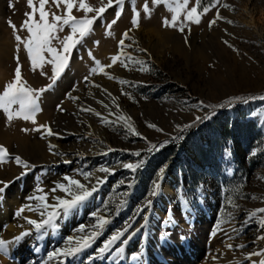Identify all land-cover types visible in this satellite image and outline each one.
Wrapping results in <instances>:
<instances>
[{
  "label": "rangeland",
  "instance_id": "rangeland-1",
  "mask_svg": "<svg viewBox=\"0 0 264 264\" xmlns=\"http://www.w3.org/2000/svg\"><path fill=\"white\" fill-rule=\"evenodd\" d=\"M204 1L208 3V0ZM86 2L94 7L102 6L101 0ZM144 2L125 0L123 5L109 8L103 19L95 23L94 31L71 54L68 67L52 87L54 89L63 80L60 83L61 94L48 97L46 94L52 92L51 88L40 98L42 111L39 114L43 113L45 117L42 125H49L57 133L61 128L79 130L82 123H87L92 125L90 129L93 132H97L95 141L113 149V157L105 167L116 172L115 177L100 193L90 198V213L100 210L99 215L105 214V204L114 213L115 203L126 199L127 204L119 215L112 216L116 220L109 234L123 228L137 206L145 201L153 181L159 180L158 170L166 166L149 218V223H154L156 229L154 239L158 241L159 249L163 250L159 235L162 230H168L169 225L162 221L171 217L179 224L174 239L178 247L177 255L181 257L179 264H230L236 260L243 264H252L253 261L259 264L261 256L245 260V255L264 250V239H258L264 236V227L260 224L264 214L255 216L250 222L245 221L254 210L264 208V99L259 98L264 96V0H220L219 13L224 19L217 20L209 28L208 22L216 17L217 9L213 8L198 25H188L184 32L162 25L164 17L171 19V12L165 4L153 7L148 0L151 10L148 17L143 11ZM103 3L107 4V0ZM194 3L195 0H192L189 7ZM10 4L13 6L10 7ZM223 4H228L230 8L222 7ZM133 8L140 12L138 28H133L131 24ZM117 10H122L123 14L113 25L112 35L106 36V24L115 18ZM30 11L27 0H0V30L12 29L8 21L22 24L26 19L25 13ZM248 13L256 21L260 34L250 26ZM73 15L80 18L84 13L73 9ZM88 15L91 17L95 13ZM228 20L233 23H227ZM128 29H131L129 36L132 40H126L125 44L132 46L124 51L145 62L147 70H141L140 65H130L126 69L116 63L106 68L109 73L105 83L84 86L87 83L84 77L93 75H90V69L96 67L92 59L84 62V58H89V50L95 58H103L102 66L112 63L110 57L117 54L118 41ZM69 33L70 29L65 28L59 36L63 38ZM185 37L188 43H185ZM94 41H100L99 46ZM224 41L233 47H228ZM53 44L61 47L56 41ZM138 48L146 49V52L137 51ZM120 79L128 84L121 85L118 82ZM102 89H107L111 97ZM122 92L127 95H122ZM69 95L78 99H69ZM96 96H117L121 115L131 118L132 127L139 135L128 132L123 121L114 119L116 123L109 121L102 124L92 120L88 112L79 111V105L88 104L90 98L97 99ZM233 96L255 98L215 110L216 114L211 119L197 123L184 132L179 131L177 126L192 124L195 117H203L208 112V109L197 110L192 105L201 101L206 105L220 104ZM48 100L50 108H46ZM58 104L64 112L56 110ZM101 113L112 118L107 109ZM3 117L5 114L0 111V121ZM149 124L162 131L148 127ZM15 135L16 131L10 126L6 131L10 142L3 146L13 157L18 155L29 163L31 157L21 152L20 141L39 142L43 138L36 131L30 137L17 134L18 141ZM176 136L183 139H173ZM164 141L168 143L159 147ZM153 144L158 149L149 153L148 148ZM225 149L230 151V156L226 157ZM135 152H141V157L134 156L132 153ZM139 159L146 160V163L134 174L120 167L121 163H136ZM78 160L83 164L86 159L81 157ZM81 179V183L85 184L84 177ZM121 180L125 181L124 185L120 184ZM129 182H134V187L128 197H123L121 193L127 190ZM167 198L168 201L165 200ZM158 200L166 201L161 208L155 206ZM141 222L142 219L137 223ZM214 228L217 234L211 236ZM181 235L186 239L181 240ZM228 244L233 245V250L226 247ZM238 245L245 247H236ZM159 255L155 253L154 256L159 259ZM6 261L12 263L7 258ZM134 263L137 264L136 261Z\"/></svg>",
  "mask_w": 264,
  "mask_h": 264
},
{
  "label": "snow or ice",
  "instance_id": "snow-or-ice-1",
  "mask_svg": "<svg viewBox=\"0 0 264 264\" xmlns=\"http://www.w3.org/2000/svg\"><path fill=\"white\" fill-rule=\"evenodd\" d=\"M38 2V7H37ZM27 0V5L30 12L25 13L26 19L22 22L21 27L18 29L15 24L11 21H8L9 26L13 29V35L15 40L17 41V51H19L20 45H23L24 50L27 52L28 59L30 61L31 70L33 72L40 70L41 76H46L47 73L44 71L45 64H52V75L50 77V83L42 88L34 89L27 84V81L22 78V70L20 65V58L17 56L16 68L14 71L13 79L4 85L3 91L0 92V111L5 114L6 120L8 123H11L14 119H23L25 121H30L33 124H36V115L42 111L40 107V98L42 95L50 90L60 76L64 73L66 68L68 67L71 59V54L74 50L81 45L86 37L90 35L92 31H94V25L98 20L103 19L104 14L108 11L109 8L119 7L125 3V0H107V4L103 3L101 0L100 7H94L91 4L87 3L86 0ZM192 0H151L152 6H158L160 4H165V7L171 12V19L168 17H164L162 19V25L164 27H170L177 29L180 32H184L185 27L191 24H199L201 22V18L207 15L213 8L217 9L216 17L213 20L208 22L209 28H211L217 20L224 19L220 13L218 5H220V0H208V3L203 4L202 0H195L193 6L189 7V4ZM49 3L54 4L56 6V12H49L47 6ZM61 5H63V14H57L60 11ZM13 5L10 4V7ZM144 14L148 17L151 16V10L149 8L148 0H145L143 4ZM222 7L230 8L228 4H223ZM73 9L76 11H82L84 13L83 17L78 18L73 15ZM89 13H95L93 16H89ZM122 10H117L115 13V18H113L110 22H107L105 28V35H112V27L115 25L120 17L122 16ZM38 15V19H36ZM183 16L181 20L180 17ZM139 17L140 12L133 8V15L131 19V24L133 28L139 27ZM227 23L231 24L233 21L228 20ZM65 28L70 29V33L63 38L59 36V33L63 32ZM20 31H26L28 33L27 37H22L19 35ZM131 29L125 30L121 38L118 41L117 48L118 52L116 55L110 57L112 63L108 65H101V62L97 60L91 50H89L88 55L89 58L92 59L96 65L90 69V75L96 73L97 67L101 69L103 72L104 68H111L114 64L119 63L122 67L126 69L131 65L135 67L137 65L141 66V70H147L145 62L138 61L129 53L125 52L124 49L126 47H131L132 44H125L126 40H132L129 36V32ZM56 41L61 45V47L57 48L54 46L53 42ZM96 46H99L100 41L93 42ZM134 44L135 41H132ZM185 43H188L187 37H185ZM224 43L232 48L231 44H228L227 41ZM234 51L236 49H233ZM137 51L146 52V49L138 48ZM47 53V55H45ZM123 56V59L120 57ZM107 75V73H103ZM110 79H115L114 77H110ZM85 82H89V78L84 77ZM118 82L121 85L128 84L127 81L120 79ZM95 87L102 88L100 85H94ZM103 92L107 93V89H102ZM111 97V93H107ZM122 95H127V93L122 92ZM69 99L77 100L78 97L68 96ZM131 99L132 97L129 96ZM255 97H249L247 99H254ZM260 99H264V96L259 97ZM247 99L233 96L228 97L224 102L220 104H204L202 101L198 105H192L193 108L197 110L208 109L207 114L203 117L197 116L192 124H185L182 127L177 126L180 132H184L187 129L193 127L197 123H201L204 120H209L216 114L215 110L222 109L225 107H233L235 103L247 102ZM103 107L108 108L107 104H104L103 101H99ZM113 105L118 109L119 106L115 104V98H112ZM56 110L59 112H64V109L61 105L56 106ZM79 111L88 112L94 111L90 108H81ZM97 117L101 119L102 124H108L106 118L102 116L101 113H94ZM111 115V112H110ZM119 121H123V124L128 132H132L135 135H139V133L135 132L134 128L131 124V118H125L123 115L118 117ZM113 123H116L114 121ZM148 127L154 128L156 131L160 132L162 129L158 128L154 124H149ZM23 132H28L29 129L23 128L21 129ZM32 131L41 132V138H47L51 136H59V133H56L52 130L49 125H38L33 128ZM173 139H183L182 136H176ZM168 141H164L163 144L159 145V147H163L166 145ZM49 152L54 155H61V153H56L53 150L55 149V145L49 144ZM157 145H150L148 148V152L151 153L154 150H157ZM113 151V149L109 148L108 152ZM107 154V153H103ZM136 157H141V152L132 153ZM225 155L230 156V151L225 149ZM10 161H14L18 166H22L25 170L20 173L15 179H21L24 176L28 175V173L34 167L30 165L28 162L23 160L20 156H12L8 149L0 145V164H5ZM64 163H71L70 160H65ZM146 160L139 159L136 163H121L120 167L123 169L131 171L133 174L141 169ZM98 172L105 173L106 175L103 178L96 177V183L92 184L91 187L86 186L81 183L78 179L71 178L65 176L63 179L67 181V183L57 182L53 188H51L50 192L60 191L65 193L64 197L61 196H53L52 200L55 203L48 202V194L45 190L37 185L35 192L32 196L27 197L26 199L29 201L28 204L22 206L15 213L16 217H22V214L27 211L37 212L41 219L35 220L28 217H23L25 223L30 228L24 229L18 235L14 236L11 240H4L0 238V254L5 255L9 259L10 256V246L14 244H19L25 241L29 237H34L37 241L44 238L45 234L50 232L57 231L59 228L58 221L62 218L69 216L73 211L78 210L81 205L86 203L90 198L94 196L99 190V187L102 186L107 181V176L109 174H113L112 170L108 167H100L96 169ZM230 171V170H229ZM159 180L153 181V187L146 194V199L143 204L138 205L135 209L132 216H130L124 223L123 228L116 229L112 235H110L102 244L101 247L97 249V254L94 256H90L88 258V262L95 260L101 257H117L119 256L123 259V253L125 252L126 246L128 242L140 233L149 222L150 213L153 210L154 198L159 195L160 188L163 182L164 173L166 172V166H162L159 170ZM79 175H82L85 180H89L90 177L94 176V172H88L77 170ZM12 181H0V197L5 193L6 189L10 186ZM121 185L125 184V181H120ZM134 187V182H129L126 185L127 190L122 192L121 195L123 197H128L131 194V190ZM70 197V198H67ZM151 197V198H147ZM35 202L33 204L32 202ZM231 203V201H229ZM127 204L126 199H120L119 203H115V211L114 213L110 210L109 205L105 204L104 215H99V211H93L89 215L94 218V223L91 225H79L75 232L77 235L69 236L65 238V246L57 247L52 251L47 252V259L43 262H37V264H50L52 261H56L57 264H66L68 259H72L73 257L79 255L81 252L87 250L92 246L94 241L103 233L105 227L112 222L113 215H119L120 211ZM233 207H238L237 205H233ZM259 214H264V208L256 209L252 213L249 214L248 220L245 222H250L255 216ZM142 222L139 224V227H134L138 220ZM171 217L166 220H163L162 223L171 224ZM260 224L264 227V215L260 220ZM20 227H23L21 225ZM216 229L211 233V236H215ZM170 232L168 230H162L159 235V241L161 243V247L170 243L169 240ZM231 239V237H229ZM181 240L186 239L183 235L180 236ZM258 239H264V236L258 237ZM226 247L229 250H233V245L228 244ZM236 247L243 248L245 245H238ZM39 247L35 248V251H39ZM253 256H261L264 257V250H259L253 253H247L245 255V260H251ZM130 258L133 261H136L137 264H142L143 252L137 251L132 253ZM238 264H243V262H238ZM252 264H257L256 261H253ZM259 264H264V259L259 261Z\"/></svg>",
  "mask_w": 264,
  "mask_h": 264
},
{
  "label": "bare ground",
  "instance_id": "bare-ground-1",
  "mask_svg": "<svg viewBox=\"0 0 264 264\" xmlns=\"http://www.w3.org/2000/svg\"><path fill=\"white\" fill-rule=\"evenodd\" d=\"M63 7L64 6L61 5V9L59 12H57V14H63ZM47 8L49 12L57 11L56 6L51 3H49ZM74 14H76V12ZM248 14L251 18L249 22L250 26L255 30L256 33L260 34L259 28L256 24V21L253 20L252 14ZM21 25L22 24L19 23L16 25V27L19 29ZM19 35H21L22 37H27L28 33L26 31H20ZM26 55L27 52L24 50L22 44L20 45L19 51H17V41L14 38L13 29H11L10 31H5L1 29L0 92L3 91L4 85L9 83L13 79L14 71L17 65L15 58L17 56H19L20 58L22 78L23 80L27 81V84H29L30 87L40 85L44 86L45 84L47 85L51 82L50 77L52 75V64L49 63L44 65V71L47 73V75L41 76L39 69H37V71L35 72L31 70L29 59L24 58ZM45 55H47V53ZM89 59L90 58H84V62L86 63ZM96 59L100 62L102 61L103 63V58ZM98 68L99 67H97L96 73H93V75L88 77L89 82H87L84 86L90 87V85L95 82L105 83L107 81L108 76L103 73H107L108 69L105 68L106 70L104 69V71L101 72V70H98ZM62 81H59L56 84L57 87H54V89L52 88L50 90L52 92L49 94L47 93L46 95L48 97L55 94L60 95V83ZM96 98L97 99H95V97H93L92 99L90 98L88 104H81L79 105V107L90 108L94 110L88 111V116L91 117L92 120L95 119L96 121L101 122V119L97 117L94 113L104 112L106 108L103 107L101 103H99V101H103L104 104L108 105L107 110L111 112L112 118L107 117L101 113L102 116L106 118L108 122L115 121L114 119H117L118 121V117L121 116L118 97H113L115 98V104L119 106L118 109L113 105L112 98L99 96H96ZM49 102L50 101L48 100V102L46 103V108H50L51 102ZM42 114L40 115L38 113L36 115V124H33L30 121H25L23 119H15L14 122L8 123L6 117L1 118L0 144L7 145L10 142V139L6 136V131L10 128V126L13 127L16 131V135L14 136V138L17 141V136L19 135V133H23L28 137L33 136L35 134V131H32V129L37 127L38 125H42V123L44 122L45 117ZM91 124L92 123H90V125ZM91 126H89L87 123H82V126H80V128H82L79 130L61 128L57 132L60 134L59 136L54 135L51 137L43 138L42 141L39 142H30L27 138V140H21L19 148L21 152H26L28 156L31 157L29 163L30 165L34 166L32 170L28 173V175L24 176L21 179L17 180L15 178L19 176L22 171L25 170L22 166H18L15 162L11 161L5 164H0V181H12L10 186L6 189L5 193L2 195V197H0V238L4 240H11L14 236L18 235L24 229L30 228L31 226L25 223L23 217H28L38 221L41 219L37 212L27 210L22 214V217L18 218L15 216V213L18 209L29 203L26 198L34 194L37 185L41 186L48 194V202L55 203V201L52 200V197H64L65 193L60 191L50 192L49 190L53 188L57 182L67 183V181L63 179L65 176L78 179L81 182V178L83 176L79 175L77 173V170H80L81 172H94V176L90 177L89 180H84L85 184H89L91 186L92 184L96 183V177L103 178L105 176L102 172L96 171V169L102 166L105 167L110 158L113 157V152H108V147L100 145L98 141H95V136L97 137V132H93L91 130L92 128L90 129ZM23 128H27L29 129V131L27 133L21 131V129ZM40 134L42 135L41 132ZM49 144L55 145V149L53 151L56 153H61V155H54L53 153H50L48 147ZM81 157H84L86 159L85 163L83 164H80L78 160ZM65 160H70L71 163H64ZM112 173L113 174H109L107 176V181L99 187L98 193H100L107 186L109 181L115 177L116 172L112 171ZM2 186L3 185H0V187ZM165 192L169 191L165 190ZM165 200L168 201V198ZM165 202L163 200H158L155 206L161 208V206H163ZM32 203L35 204L34 201ZM91 204L92 199H89L86 203L81 205L78 210H75L69 216L60 219L58 221V230L45 234L43 239L37 241L34 237H29L22 243L11 245V258L9 259L5 255L0 254V264H10V262L6 261V258L8 260H11L13 264H37V262L45 261L47 259V252L52 251L57 247L65 246L66 237L77 235L75 229L79 225H91L92 223H94V218L89 215L92 209ZM115 220L116 217L114 216L112 218V222L105 227L102 235H100L94 241L90 248L81 252L79 255L73 257L72 259H68L66 261V264H89L88 258L90 256L96 255L97 249L102 246L103 242L110 235H112L109 234V230L112 224H114ZM139 224L140 223H137L134 227H139ZM21 225H23V227H20ZM153 225L154 223L148 222V225L128 242L125 252L123 253V259H121L119 256L112 258H108L106 256L92 260L90 264H135L134 261L130 258L131 254L135 251L143 252L142 264H160L161 261L162 264H179L181 257L177 255L176 249L178 247L176 246L174 240L177 236L179 224L177 223V221H172V223L168 225V231L170 232V243L163 246V250L159 249L158 241H155L154 239L156 229H154ZM37 247H39L40 249L38 252L35 251V248ZM155 253H160L159 259L155 258ZM263 258L264 257H262L261 259ZM225 263H228V261ZM50 264H57V262L52 261L50 262ZM230 264H238V261H233Z\"/></svg>",
  "mask_w": 264,
  "mask_h": 264
},
{
  "label": "trees",
  "instance_id": "trees-1",
  "mask_svg": "<svg viewBox=\"0 0 264 264\" xmlns=\"http://www.w3.org/2000/svg\"><path fill=\"white\" fill-rule=\"evenodd\" d=\"M202 2H203V4H205V5H206V3H205V1H204V0H202Z\"/></svg>",
  "mask_w": 264,
  "mask_h": 264
}]
</instances>
